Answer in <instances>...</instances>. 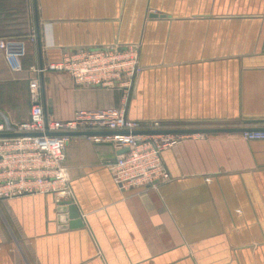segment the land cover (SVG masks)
<instances>
[{
	"label": "crops",
	"instance_id": "crops-1",
	"mask_svg": "<svg viewBox=\"0 0 264 264\" xmlns=\"http://www.w3.org/2000/svg\"><path fill=\"white\" fill-rule=\"evenodd\" d=\"M0 38L11 120L28 117L32 80L47 118L117 108L118 89L30 68L73 47L137 43L126 117L188 131L162 152L167 181L124 190L103 164L123 149L70 134L80 225L60 227L49 193L0 198V264H264V140L198 132L264 127V0H0Z\"/></svg>",
	"mask_w": 264,
	"mask_h": 264
},
{
	"label": "built area",
	"instance_id": "built-area-1",
	"mask_svg": "<svg viewBox=\"0 0 264 264\" xmlns=\"http://www.w3.org/2000/svg\"><path fill=\"white\" fill-rule=\"evenodd\" d=\"M29 37L33 41L34 33ZM4 47L5 40L0 38V48ZM138 54L137 43L80 46L65 50L57 61L30 68V72L65 73L77 87L118 89L120 104L117 108L78 109L65 120L47 118L32 80L31 105L25 120H11L0 107V198L49 193L56 204L70 201L72 192L64 162L65 145L73 132L123 149L103 163L123 190L155 186L170 178L162 152L188 132L166 129L157 120L126 117V104L142 70ZM239 134L245 140H264V129H245Z\"/></svg>",
	"mask_w": 264,
	"mask_h": 264
},
{
	"label": "water",
	"instance_id": "water-1",
	"mask_svg": "<svg viewBox=\"0 0 264 264\" xmlns=\"http://www.w3.org/2000/svg\"><path fill=\"white\" fill-rule=\"evenodd\" d=\"M245 129H264V127H241V128H206L198 130V132H214V131H231L238 132ZM182 131V130H180ZM185 131V130H183ZM188 132V131H185ZM70 134H85L83 132H73ZM57 206V221L61 225L60 227H77L80 225L79 214L76 210L75 205L70 201H62Z\"/></svg>",
	"mask_w": 264,
	"mask_h": 264
}]
</instances>
